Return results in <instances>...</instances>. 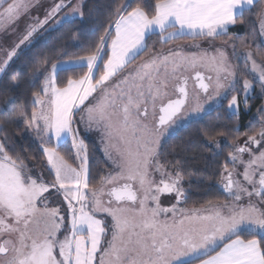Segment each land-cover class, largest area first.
I'll return each mask as SVG.
<instances>
[{"label": "snow or ice", "instance_id": "snow-or-ice-1", "mask_svg": "<svg viewBox=\"0 0 264 264\" xmlns=\"http://www.w3.org/2000/svg\"><path fill=\"white\" fill-rule=\"evenodd\" d=\"M34 2L0 0V32L16 33ZM258 3L116 4L88 51L77 44L75 51H65L36 72L30 83L39 90L32 94L31 111L10 104L3 119L25 126L39 140L51 179L33 172L19 153L10 154L15 149L0 123V264H264V114L259 129L245 133L243 145L233 142L229 160L222 165L220 186L226 201H209L199 209L181 207L189 198L184 170L179 161L172 171L160 162L165 133L198 123L224 99L227 111L238 115L235 93L242 92L247 108L252 80L238 74L222 47L213 55L161 48L135 63L148 51L153 35L162 45L185 36L216 39L242 23L244 13ZM84 7L83 0H58L43 19L29 16L31 22L18 34V43L0 58V81L19 87V74L10 72L21 45H30L61 12V20H83ZM258 31L264 36V9ZM237 58L264 91V58L258 62L252 51ZM200 68L212 75L205 76ZM76 69L80 74L75 77L62 75ZM190 70L195 82L191 92L184 75ZM258 111L264 113V108ZM79 124L102 130L106 140L103 151L113 171L99 178V187L91 183L88 147L79 136ZM203 135L219 148L208 130ZM62 141H70V147L65 149ZM65 152L73 154L75 165ZM165 193L175 196L170 207L161 206ZM55 196L61 197L59 204Z\"/></svg>", "mask_w": 264, "mask_h": 264}, {"label": "trees", "instance_id": "trees-1", "mask_svg": "<svg viewBox=\"0 0 264 264\" xmlns=\"http://www.w3.org/2000/svg\"><path fill=\"white\" fill-rule=\"evenodd\" d=\"M133 2V0H87L85 2L83 20L75 19L63 22L58 28L46 32L38 37L34 43L23 49L11 65V73H18L19 87H11L9 80L0 81V123L5 129L3 135L9 140V146L15 149L25 158L24 162L33 172H44L48 176L45 168V158L41 153L40 142L29 133L25 126H17L3 119L4 113L9 105H23L31 111L33 92L39 88H34L31 81L38 70L50 66L51 62L61 58L65 51H75L77 44L83 45L84 51H88L98 36L102 34L108 23V16L116 4ZM144 6V0H135ZM264 7V0L250 11H246L243 22H238L233 26L227 36L219 37V40L231 37L238 50L253 49L255 54L261 59L264 58V46L262 45L257 21L259 14ZM115 17H113L114 19ZM202 37L185 36L167 45H162L160 37L153 35L148 41V51L143 53L135 63L142 60L149 53L161 48H168L172 45H180L200 40ZM47 60L45 65L42 61ZM80 74V69L75 72L62 73V75ZM59 83V81H58ZM264 105V91L256 86L251 98L248 99V106H240L238 115L227 111V103L215 111L210 112L198 123L173 134L162 146L160 162L165 164L168 171H172V165L179 161L184 170L185 179L183 186L187 191L188 200L183 203L188 209L207 207L208 202H223L228 200L227 194L220 187V173L222 165L229 160L228 153L232 151L233 142L238 143L247 139V134L259 129L258 114L259 109ZM208 130L215 141L219 142V148L214 147V143L204 137L203 131ZM222 132L223 135H218ZM88 147V163L91 183L99 187V178L106 175L110 170V165L105 160L96 142L82 136ZM65 149L70 147V142H65ZM64 151V150H62ZM70 163L76 164L72 159V153L65 152ZM229 167L232 165L229 163ZM167 194V193H166Z\"/></svg>", "mask_w": 264, "mask_h": 264}, {"label": "rangeland", "instance_id": "rangeland-1", "mask_svg": "<svg viewBox=\"0 0 264 264\" xmlns=\"http://www.w3.org/2000/svg\"><path fill=\"white\" fill-rule=\"evenodd\" d=\"M56 1L57 0H35L34 6L30 9V12L28 14H26L25 16H22L21 17V19L19 21V28L17 29L16 33H12V32H7V33L0 32V58H3L4 57L5 51L6 50H9L12 45H14L15 43H18V34L23 31L24 26H25L26 23L31 22L29 20V16H31V17H39L40 19H43L44 16H45V14L47 13V11L53 6V4ZM86 1L87 0H83L84 4H85ZM73 3H76V0H73ZM263 9H264V7H263ZM64 11H67V9H65ZM62 15H63V12L57 14L56 17H53L51 20H49V23L47 25H45L44 28L41 29L37 34H35V36L32 39V43L30 45H27V46L21 45V49L18 50V54L23 49H26L29 46H31L34 43V41L36 39H38V37L42 36L46 32H49V31H52L53 29L58 28L63 22L72 21V20L78 19V18H75V19H69V20H61L60 18L62 17ZM56 20H60L61 22L60 23H55ZM258 27H259V19L257 21V28ZM228 33H229V31H228ZM258 33H259V31H258ZM227 35H225V36H227ZM259 38H260V41H261L262 45L264 46V36H262V35L259 34ZM233 45H235V43H234L233 38H231V37H226L225 39L222 38L221 40H219V38H216V39L201 38L200 40H197V41H194V42H191V43H184V44H180V45H172V46H170L168 48H165L164 47L163 49L167 52L168 49H177V50H179V49L182 48L183 49V52L185 54H188V53H197L199 55V54H202L204 52H207L208 55H213V54H215V50L217 48H221V47L224 48L225 51L228 53L229 60L232 63H234L235 65H237L238 74H241L242 73L243 78H247V79L252 80L253 89L251 90L250 96H249V98H251V96L253 95V93L255 91L256 86H259L261 88V84L256 79H254L252 75H250L248 72H246L244 70V65L241 62V59H238L237 57L241 56V54H243V53H245L247 51H252L254 53V56H255V58L257 59L258 62L261 59L255 54L254 50L253 49H250V48L244 49V50H238L236 48V46H235V53H234L233 52ZM196 46H199V47H196ZM151 53H149L147 56H145L142 60H140L136 64L143 63L145 60L148 59V57H149V55ZM134 66L135 65H133L132 67H134ZM198 70L204 72L205 76L212 75V73L209 72L206 68H200ZM184 75H186V76L189 77V90L191 92V91L194 90V87H195V82H194L193 79H191V77L194 75V73H193V71L190 70L188 72H185ZM241 86H242V80H241V84L238 85V88H240ZM168 91H169V93L172 92L171 85H170ZM235 94L237 95L239 105L240 106H244V103H243L244 96H243L242 92L241 91H237ZM228 99H230V97ZM201 101H203V97H201ZM224 103H228V100L227 99L222 100L221 101V106ZM240 106H239V110H240ZM205 107H208V106L205 105ZM262 108H264V105L262 106ZM150 112H151V110H150ZM229 113H231V112H229ZM262 114H264V113L259 112V114H258V120H259L260 115H262ZM113 119H114V121H116V120H118V117H114ZM259 123H260V121H259ZM79 128H80L79 136L81 138H82V136H85V137L90 138L91 140H93V141L96 142V144L99 147L100 151L102 152L105 160L110 165V170L108 172L113 171V165H112L111 161H109L107 159V157L105 155V152L103 151L104 145L106 143V140H105V138L103 136L102 130H97L95 127H93L91 130H86L84 124H79ZM28 131L30 133V130L29 129H28ZM175 133L176 132H173L171 134H169V133H165L164 134V136L161 139V148H162L163 144L173 134H175ZM246 140L247 139L242 140V141H240V142H238L236 144L243 145ZM62 143H65V142L62 141ZM233 146L234 145H232V150H233ZM214 147H215V144H214ZM245 159H247V154H245ZM236 171L242 173L243 167L240 166V165H237ZM156 178L159 179V175L158 174H157V177ZM240 179L242 180V177H240ZM166 196H167L166 197L167 202H170L172 204L175 203V196H174V194H167ZM161 198H162V195H161L160 199ZM54 200H55L56 204H59L60 203V200H61V197L60 196H55L54 197Z\"/></svg>", "mask_w": 264, "mask_h": 264}, {"label": "crops", "instance_id": "crops-1", "mask_svg": "<svg viewBox=\"0 0 264 264\" xmlns=\"http://www.w3.org/2000/svg\"><path fill=\"white\" fill-rule=\"evenodd\" d=\"M56 2H58V0L56 1ZM55 2V3H56ZM63 16V15H62ZM61 22V21H60ZM233 26H230L229 27V30L232 28ZM167 194L165 193V194H162V198L160 199V202H161V206L162 207H170L171 205H172V203H170V202H167V199H166V196ZM181 207H184V205L183 204H181L180 205ZM184 208H186V207H184Z\"/></svg>", "mask_w": 264, "mask_h": 264}, {"label": "flooded vegetation", "instance_id": "flooded-vegetation-1", "mask_svg": "<svg viewBox=\"0 0 264 264\" xmlns=\"http://www.w3.org/2000/svg\"><path fill=\"white\" fill-rule=\"evenodd\" d=\"M205 82H207V80Z\"/></svg>", "mask_w": 264, "mask_h": 264}]
</instances>
